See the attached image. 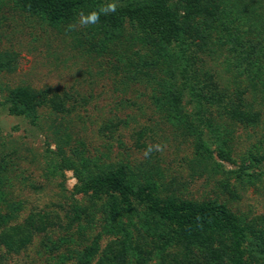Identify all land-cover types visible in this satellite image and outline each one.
Segmentation results:
<instances>
[{
  "label": "trees",
  "instance_id": "1",
  "mask_svg": "<svg viewBox=\"0 0 264 264\" xmlns=\"http://www.w3.org/2000/svg\"><path fill=\"white\" fill-rule=\"evenodd\" d=\"M13 1L25 17L39 18L49 27L66 32L78 47L88 54L94 53L110 66L112 75L123 85L149 88L150 100L157 110L172 106L176 113L168 119L176 121L179 127H187L194 137L199 164L191 167L193 175L206 172L209 176L210 162L217 173L222 170V165L207 149L200 128L259 126L260 113L254 107L264 105V87L263 94H258L257 87L261 82L264 84V74L242 72L236 67L237 62L250 58L255 50H264L263 17L254 8L243 13L231 0H112L113 5L121 3L113 12L107 9L111 0ZM92 14L98 16L96 22L91 21ZM83 19L89 26L80 39L76 25ZM135 44L139 45L137 49H134ZM119 51L127 57L119 59L116 54ZM232 53L235 54L233 63L229 61ZM16 59L13 52L0 51V72H14ZM245 62H239L240 66L246 65ZM163 90L164 96H158ZM75 96L66 90L37 91L18 87L9 93L4 103L9 104L6 108L9 115L34 119L41 108L55 115H69L76 103ZM183 99L197 107L189 118L181 105ZM217 120H224L226 124L220 125ZM125 124L116 119L104 129L113 132ZM144 133L143 130L137 133L139 140ZM54 136L56 142H63L58 129ZM140 146L146 147V144ZM225 150L216 155L219 160L229 161L231 150ZM255 150L260 152L257 162L261 159L264 162V143ZM73 153L79 157V162L67 161L68 166L75 171L81 164L84 168L79 175L82 183L78 192L91 201L106 200L110 232L122 239L115 251L104 252L95 264H129L126 256L130 250H134V264H147L150 257L142 250L143 245L153 246L158 258L156 264H264V210L247 221L215 201L196 204L175 197L158 198L152 176L161 173L152 153H147V159L134 171L126 164L96 173L88 170L89 164L80 150ZM252 164L245 165L243 161L237 167V174L249 177L264 174L251 167ZM248 170L251 171L246 172ZM131 175L151 177V181L136 185L128 181ZM134 201L144 207L142 212L134 207ZM21 207V202H11L0 215V232L3 233L0 234L15 242L12 249L22 248L20 242L26 247L35 235L45 233L52 225L49 218L44 217L27 219L18 226L10 225ZM77 209L74 207L73 213ZM130 213L133 216L140 213L142 221L127 229L121 218ZM75 216L74 213L73 218L78 220ZM133 230L138 232L136 239H133ZM99 238L96 236L91 244L74 252L69 248L71 239L67 235L56 239L44 236L42 248L45 254H58L55 264H91L99 253ZM7 244L12 245L9 241Z\"/></svg>",
  "mask_w": 264,
  "mask_h": 264
},
{
  "label": "rangeland",
  "instance_id": "2",
  "mask_svg": "<svg viewBox=\"0 0 264 264\" xmlns=\"http://www.w3.org/2000/svg\"><path fill=\"white\" fill-rule=\"evenodd\" d=\"M231 1L243 13L254 8L262 15L264 24V0ZM114 3L115 6L121 4ZM110 5H113L112 0L108 2ZM20 11L13 0H0V51L13 52L17 58L14 72H0V215L5 213L7 204L19 201L21 210L10 225H21L33 217L49 218L52 225L45 233L35 235L26 247L20 242L22 248L12 249L15 242L0 234V264L57 263L58 254L51 256L43 252L44 236L56 239L67 235L71 239L69 248L77 252L99 235V253L91 264L97 263L104 252L115 251L118 247L122 239L110 232L106 200L91 201L87 195L78 192L83 165L75 171L67 164V161L79 162V157L73 153L75 150L81 151L91 173L126 164L130 171H134L141 161L147 159V153H152L161 173L151 175L158 198L175 197L196 204L215 201L244 216L247 221L263 213L264 174L251 177L237 174V167L244 161L245 165L253 163L251 167H256L255 170L264 171L263 160L257 162L260 152L255 150L264 143V105L254 107L260 113V124L256 128L230 125L227 128H200L204 132L206 147L222 165V172L217 173L210 162L209 176L206 172L193 175L191 167L199 164L194 137L187 127H179L176 121L169 120L176 113L172 106L157 110L150 100L149 88L123 85L112 75L109 65L94 53L88 54L84 48L78 47L66 32L49 27L39 18L25 17ZM88 26L89 22L84 19L77 23L78 38L85 36ZM138 46L135 44L134 49ZM120 53H116L119 59L127 57ZM232 54L229 61L233 63L235 54ZM239 62L246 65L242 67ZM239 62L236 67L242 72L261 71L264 74V50H255L250 58ZM18 87L37 91L46 88L66 90L76 95V103L69 115H55L47 108L39 109L34 119L9 115L6 110L9 104L4 101ZM257 87L258 94H263L264 84L261 82ZM168 92L169 89L166 94ZM164 93L165 90L157 95L164 96ZM181 105L187 118L197 110L185 99ZM116 119L126 124L113 132L104 129ZM216 122L226 124L224 120ZM56 129L63 142L55 141ZM142 130L145 133L139 140L137 133ZM143 143L146 147L140 146ZM225 148L231 150L229 161L219 160L216 155L220 150L225 152ZM196 170L200 172L201 169ZM149 178L131 175L128 181L141 185L149 183ZM132 204L137 211L144 210L136 201ZM74 207L78 208L74 212L78 220L73 218ZM138 214H125L121 218L127 229H132L131 224L138 226L141 223ZM137 235L138 232L133 230V239ZM8 241L12 245L7 244ZM142 247L145 255L150 257L147 264H156L158 258L153 246ZM133 252L130 250L126 256L129 264L135 263Z\"/></svg>",
  "mask_w": 264,
  "mask_h": 264
},
{
  "label": "clouds",
  "instance_id": "3",
  "mask_svg": "<svg viewBox=\"0 0 264 264\" xmlns=\"http://www.w3.org/2000/svg\"><path fill=\"white\" fill-rule=\"evenodd\" d=\"M109 10L114 12L116 10L115 5H110ZM90 19L92 22H96L98 20V16L96 14H92Z\"/></svg>",
  "mask_w": 264,
  "mask_h": 264
}]
</instances>
